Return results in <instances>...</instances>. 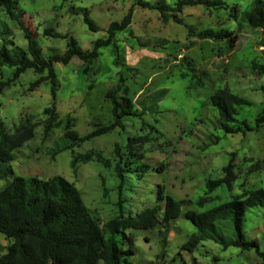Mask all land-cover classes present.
I'll list each match as a JSON object with an SVG mask.
<instances>
[{
  "label": "rangeland",
  "instance_id": "374dc122",
  "mask_svg": "<svg viewBox=\"0 0 264 264\" xmlns=\"http://www.w3.org/2000/svg\"><path fill=\"white\" fill-rule=\"evenodd\" d=\"M16 1L25 11L24 18L37 31L36 42L44 58L66 48L64 38L45 36V27L74 36L83 49L89 50L95 39L107 35L109 23L120 21L134 2ZM226 1L238 7L235 19L229 9L188 5L179 13L185 24L172 19L164 21L157 10L135 6L129 27L115 34L119 65L112 62L111 45L99 48V56L92 61V67H99L95 75L84 74L83 61L77 57L66 64L54 63L55 120L62 119V123L53 126L46 135L43 125L47 116L43 111L52 102L49 80L28 90L38 74L27 69L0 94V118L7 127L26 117L36 123L34 136L12 152L10 165L14 175L64 176L79 189L100 226L118 214L119 205L131 214L155 205L159 190L181 203L182 213L172 221L165 245L158 227L130 230L134 238L133 255L126 264H263L254 249H223L210 240L200 242L192 251L182 248L195 231V226L185 219L184 211L205 210L249 190L264 188V124L255 125V118L264 113V31L242 18L252 0ZM84 9L99 27L97 31L90 30L84 22ZM2 21L11 28L13 43L26 50L27 40L21 30L0 7ZM185 25L197 31L207 28L233 31L238 39L226 54L215 55L211 48L226 46L228 40L190 36ZM184 55L191 60L196 73L205 74L204 83L196 89L188 88L189 77L177 64ZM126 67L136 70L128 71ZM11 71L12 67L0 66V78L6 79ZM120 76L135 107L144 111V115L125 118L123 129L116 127L78 146L53 153L55 141H60L68 125L83 136L113 120L106 92L117 85ZM90 80L93 87L88 89ZM218 88H226L251 102L237 115L246 119L251 130L223 134L218 128L217 111L209 101ZM128 137L141 138L135 151L148 167L141 175L124 172L118 195L115 166L120 164L124 169V165L115 146L119 145L120 153H125ZM228 164L236 178L230 185L223 184L208 192L206 181L225 176ZM9 179H0V187ZM200 199L201 205L197 203ZM244 230L264 251V209L255 208L245 215ZM10 242L0 232V255Z\"/></svg>",
  "mask_w": 264,
  "mask_h": 264
},
{
  "label": "trees",
  "instance_id": "16d2710c",
  "mask_svg": "<svg viewBox=\"0 0 264 264\" xmlns=\"http://www.w3.org/2000/svg\"><path fill=\"white\" fill-rule=\"evenodd\" d=\"M204 5L208 8L229 9L230 16L235 19L239 10L231 6L226 0H175L173 3L159 0H134L126 14L120 21L109 23L105 37L93 41L91 49H83L76 38L70 34L54 31L52 27H45V36L62 37L66 40V48L62 53L53 52L47 58L41 55L37 45V31L25 18L16 0H0V7L5 10L7 18L19 28L27 40V49L22 50L11 40V28L6 22H0V66L12 67L11 75L6 79L0 78V94L27 69H31L38 76L29 83L28 90L35 89L41 82L49 80L52 102L43 113L47 116L43 125L46 135L53 126L62 123V119L55 120V97L57 77L54 63H68L72 57L83 61L82 72L87 76L95 75L99 67H92L91 63L99 56V48L111 45L114 54L113 64L119 65L118 47L115 34L127 29L132 21L135 6L157 10L164 21L172 19L178 24H185L179 13L184 6ZM84 22L92 31L99 27L85 11L82 13ZM242 18L251 26L264 31V0H252L248 9L241 14ZM190 36L209 39H227L228 44L223 47L214 46L211 52L215 55L226 54L232 49L238 39L233 31L225 29L207 28L197 31L190 25H185ZM145 45V43H142ZM189 77L188 88H198L204 83V73H196V69L187 56H181L177 63ZM128 71L135 68L126 67ZM46 71V74H43ZM120 76L117 85L108 89L106 97L111 104L113 120L93 131L79 136L67 126L63 137L56 142L53 153L73 148L86 140L106 134L118 127L124 128L123 120L127 117H141L144 111L135 107L132 95L127 86H123ZM93 87L90 80L88 89ZM118 92H121L118 95ZM210 104L217 111L218 128L223 134L245 133L251 130L246 119L237 117L239 110L251 102L226 88H218L209 97ZM144 123V121H143ZM264 124V113L255 118V125ZM36 123L26 117L24 121L7 127L0 118V179L10 177L0 187V232L10 239L7 250L0 255V264H126L133 255L134 238L130 230H146L158 227L162 237V244H166L169 227L172 221L182 213L181 203L157 191L156 204L147 206L134 214L125 213L119 205L118 214L102 226L91 214L84 203L79 189L62 175L48 178L38 176L14 175L10 165L12 152L25 145L33 136ZM219 136L216 137L218 139ZM140 137H128V149L120 153V146H115V152L123 161L124 169L117 164L116 174L119 178L118 195L124 172L141 175L148 167L135 151V144ZM225 167L226 174L216 179L206 181L207 191H213L221 185H230L236 178L232 170ZM120 199V198H119ZM202 204V199L197 201ZM255 208L264 209V188L259 187L205 210L188 209L184 211L185 219L195 226L188 240L182 248L192 251L200 242L210 240L223 249L236 247L241 250L254 249L262 258L264 251H260L255 238H249L244 230L245 215ZM162 255V254H161Z\"/></svg>",
  "mask_w": 264,
  "mask_h": 264
}]
</instances>
